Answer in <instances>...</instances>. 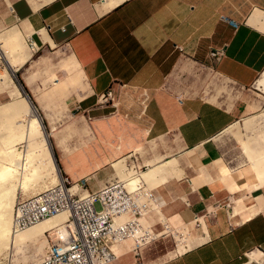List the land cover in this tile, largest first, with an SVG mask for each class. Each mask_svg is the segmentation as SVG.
I'll return each mask as SVG.
<instances>
[{
  "label": "crops",
  "instance_id": "1",
  "mask_svg": "<svg viewBox=\"0 0 264 264\" xmlns=\"http://www.w3.org/2000/svg\"><path fill=\"white\" fill-rule=\"evenodd\" d=\"M3 1L0 92L9 103L24 98L13 81L12 71H20L62 176L86 179L93 192L123 179L120 162L147 168L139 174L148 189V174L160 186L157 216L167 230L183 229L175 251L143 264H256L253 252L264 258V175L252 163L224 165L216 140L254 109L239 92L264 71V0ZM30 42L43 53L36 60ZM56 49L68 56L45 53ZM216 49L224 54L211 61ZM35 79L47 99L60 102L42 105ZM109 89L117 110L98 105ZM239 172L242 182L234 178ZM115 249V260L134 251L127 243Z\"/></svg>",
  "mask_w": 264,
  "mask_h": 264
},
{
  "label": "built area",
  "instance_id": "2",
  "mask_svg": "<svg viewBox=\"0 0 264 264\" xmlns=\"http://www.w3.org/2000/svg\"><path fill=\"white\" fill-rule=\"evenodd\" d=\"M219 18L234 27L238 25L224 14H220ZM29 45L33 51H38L33 43ZM223 54L221 49L211 50L209 58L217 61ZM251 87H257L256 81ZM141 98L145 103L148 93L143 91ZM97 101L99 106L112 105L117 110L115 95L110 89L98 96ZM130 169L135 173L137 168ZM63 180L64 187L70 188L74 183L67 177ZM86 181L76 182L77 190L73 193L64 191L63 185H56L36 196L17 200L14 230H23L60 213L68 214L63 226L67 234L55 240L49 236L50 243L38 264H112L113 244L140 235L139 239L135 238L139 246L150 234V228H144L139 220L150 210H155L154 204L158 199L146 184L138 183L130 188L127 187L129 181L117 178L105 183L99 190L89 192ZM96 202L101 206L99 211L95 208ZM19 211L22 212L20 217ZM123 216L126 219L115 225V218Z\"/></svg>",
  "mask_w": 264,
  "mask_h": 264
},
{
  "label": "bare ground",
  "instance_id": "3",
  "mask_svg": "<svg viewBox=\"0 0 264 264\" xmlns=\"http://www.w3.org/2000/svg\"><path fill=\"white\" fill-rule=\"evenodd\" d=\"M50 1L52 0H45L44 3H48ZM12 74L16 75V71L14 72L13 70ZM16 92L19 94V96L21 95V91L18 87ZM1 108L3 109V107ZM18 117H23L24 119H21V121H17L14 123L13 120H17ZM7 119H10V122H8ZM11 119L13 120L11 121ZM0 124V129L2 128L0 131L3 130L4 132V134L0 132L2 135L0 137V141H5V144L7 146L6 150L4 148V152L2 144L0 145V150L2 149L1 153L3 154L4 152V155L0 153V160L2 159V163H0V181L2 182V184L0 185V253L7 248L10 250H20L24 246L30 243H36L44 237H47L48 244L50 243L49 236L51 240L64 238V236L67 234V230L63 228L68 216L66 212L57 214L51 218L40 221L37 224H34L23 230H14L13 224L17 214L14 208L16 205L15 203L18 199L19 191L23 190L24 195L25 193H31L32 196H36L37 194L47 191L56 185L62 186L64 181L63 179H65V177L62 176L61 171L59 176L57 167L52 161V156L45 135L43 134L41 125L35 115V112L30 108L29 103L25 98L15 100L11 104H7L3 111L0 112ZM233 127L234 125H232L229 129ZM235 128L236 127H234V129ZM46 131L48 138H50V134L47 128ZM49 140L51 142V145L53 146L52 140ZM23 143L25 145H23ZM17 144L21 145L23 149L18 150L16 146ZM245 146L248 150L246 144ZM39 159L46 160V162L42 163V161H39ZM251 159L255 168L257 170L258 168L261 169L262 167L260 166H263L264 164V151H261L259 155H255ZM118 166L120 167V170H122L121 172L123 176V179H119L129 181L127 183V187L132 188L135 184L138 183L146 184L145 182H142V179L140 177L142 170L137 168L136 172L133 173V170L127 168L126 162H120ZM14 167L16 168L14 169ZM260 169L259 171H263V168L261 170ZM132 174H134V176H132ZM35 176H37L40 182H37L38 180H36L38 184H36V186H33L34 183L32 182H34L33 178ZM145 178L151 185L154 186V183L150 179L151 177L149 176V174L145 176ZM146 187L148 188V185ZM62 189L64 191L69 190V192L73 193L77 190L76 182H74L70 188H68L67 186L64 187L63 185ZM21 198V200H24L23 197ZM154 208L156 212L159 213L158 201L156 204H154ZM21 213L22 212L20 211L18 212L19 217L21 216ZM125 217L126 216L115 218V225L125 220ZM165 229L167 230L166 226ZM149 233L150 234L144 238L145 241H142L141 244L137 246L138 248L142 249V247L146 243H148L152 239H156L160 235L153 233L152 230ZM139 237L140 235L135 236V238L138 239ZM135 238H127L111 246V250L114 255V260L116 258V253L114 251L115 247L129 240H133L134 244L137 245ZM136 248L134 247V251ZM249 257L251 262L264 264V258L262 257L260 252L250 253ZM40 259L41 258L35 260L33 264H38L40 262Z\"/></svg>",
  "mask_w": 264,
  "mask_h": 264
},
{
  "label": "rangeland",
  "instance_id": "4",
  "mask_svg": "<svg viewBox=\"0 0 264 264\" xmlns=\"http://www.w3.org/2000/svg\"><path fill=\"white\" fill-rule=\"evenodd\" d=\"M34 1L38 3H44L45 0H34ZM4 4L5 2L3 0H0V22L2 24L7 16V14L5 13L6 6ZM2 24H0V29H4V26H3L4 24L3 25ZM45 53H49V54L52 53L55 55L63 54L65 55V57L68 56L67 52L65 50L62 51L61 49H56V50L45 52ZM41 54H43L41 51L34 50L31 60H36ZM55 62H57V60H55ZM28 65H29V62L24 66V70H22V72H24L25 69H27ZM0 66L1 68L3 67L2 59H0ZM37 68L38 66H34L32 70L37 69ZM62 69H66V68L62 66ZM27 70H30V69H27ZM20 74H21L20 71L16 72V80L24 86V84L20 80ZM57 75L59 79H63L65 77V74L62 71H59ZM257 79H258L257 85H256L257 87H250L244 91L240 90L239 92V94H242L243 98L249 99L254 109L251 111L247 110L245 116L241 120L235 122L234 124V127H236L235 129L233 127L231 129L226 130L218 139H216L217 142L220 144L221 154H222V157H221L222 163L226 165L227 167H238L239 165L240 166L244 165L242 167L245 168V164L246 165L249 163L253 164V161L251 159L252 157H254L255 155H259L261 151L262 152L264 151V71L258 76ZM16 80L13 79L15 84L17 83ZM34 85L35 87L41 88V93L43 94V97H44L42 105L48 104V106L50 107L51 106L50 104L56 103V101L60 102L59 99H56L54 101L53 99L49 100L46 98V94H44L46 91L44 90V85L41 80L35 79ZM222 87L226 91L230 88L228 87L226 83L225 85H222ZM25 90L27 89L25 88ZM10 100L11 98L8 96L6 91L0 92V105H1L0 108L3 107L4 109L7 106V104H11L13 101L9 103ZM3 109L1 108L0 112L3 111ZM13 119H11V121ZM21 119H24V118L18 117L17 120H13V121L15 123L17 121H21ZM9 120L10 119H7L8 122H10ZM57 131H61V128H58ZM0 132L4 134L3 130ZM1 136L2 135L0 133V137ZM0 142H1L0 145L2 144L3 146L2 147L3 150L4 148L6 150L7 146L5 144V141H0ZM245 144L247 145L248 150L246 149ZM23 145L25 144L23 143ZM16 146L18 150L23 149L21 145L17 144ZM1 150H0V153H1ZM249 150H250V153H249ZM53 151L56 156L54 147H53ZM4 152L3 154L2 153L1 154L4 155ZM1 154H0V157H1ZM39 161H42V163L46 162V160H42V159H39ZM52 161H53V158H52ZM0 163H2V159L0 160ZM137 167L143 172L147 171V168L141 169V166H137ZM242 167H240L238 171H240ZM260 167L263 168V171H259L260 168H258V171H259V174L263 176L264 175V164L263 166H260ZM15 168L16 167H14V169ZM57 171L60 176V172L58 168H57ZM112 173H114V171ZM234 178L238 179L241 182L244 181L243 176L240 172L235 173ZM33 180H34V182H32L34 183L33 186L34 185L36 186V184H38L37 182H40L37 176H35ZM36 180L38 181L36 182ZM1 184L2 182L0 181V185ZM153 187H154L153 185L149 187L152 192L160 188V186L156 188L155 187L153 188ZM29 196H32V194L25 193L24 195L23 190H20L18 194V199H20L21 197L26 198ZM95 208L97 211L101 209V206L98 202H96ZM147 214L140 219L142 226L144 228L149 227L150 230L153 231V233L160 234V235L156 239L154 240L152 239L148 243H146L142 247V249L138 248L137 245L134 244L133 240H129L125 242L129 244L130 246H132L133 250H134V247L135 248L137 247V248L135 249V251H130L128 254H126L122 258L113 261L112 262L113 264L121 262L122 260H125V259L132 260L134 264H143L144 262H150V261L157 259L158 257L163 256L170 250L175 251L180 246L179 241L180 239L183 238V233H182L183 229H181V227L174 228L169 225V229L166 230L163 222L159 219V216H157L156 210H150V212H148ZM150 215L152 216V218L149 217ZM188 231L190 233L195 234V232H199V227L191 228L190 226H188ZM47 240H48L47 237H44L40 241L36 243H32V244L30 243L24 246L23 248H21L20 250L19 249L10 250L8 248L4 249L3 252L0 253V264H33L35 260L41 258L42 255L45 254V249L48 244ZM189 243H190V239L187 238V241L185 240L184 244H189Z\"/></svg>",
  "mask_w": 264,
  "mask_h": 264
},
{
  "label": "water",
  "instance_id": "5",
  "mask_svg": "<svg viewBox=\"0 0 264 264\" xmlns=\"http://www.w3.org/2000/svg\"><path fill=\"white\" fill-rule=\"evenodd\" d=\"M13 77H14V79L16 80V75H13ZM16 81H17V80H16ZM17 84H18V86H19V89H20V91H21V94L24 96V98H25V99L27 100V102L29 103L30 108L35 112V115H36V117H37V119H38V121H39V123H40V125H41L42 131H43V134L45 135V138H46V140H47L48 147H49V150H50L51 156H52V158H53V161H54L55 165L57 166V168L59 169L58 164H57V159H56V156H55V154H54V151H53V148H52L51 142H50V140H49V138H48L47 131H46V127H45V125H44L43 119H42L41 115L39 114V111H38L37 107L35 106V104L33 103L31 97L29 96V94H28L27 91L25 90L24 86H23L21 83H19L18 81H17Z\"/></svg>",
  "mask_w": 264,
  "mask_h": 264
}]
</instances>
